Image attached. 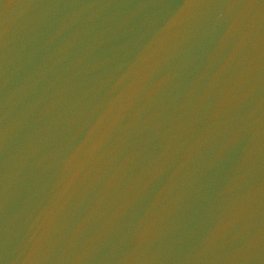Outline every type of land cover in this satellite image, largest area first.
<instances>
[{
	"label": "water",
	"instance_id": "water-1",
	"mask_svg": "<svg viewBox=\"0 0 264 264\" xmlns=\"http://www.w3.org/2000/svg\"><path fill=\"white\" fill-rule=\"evenodd\" d=\"M0 264H264V0H0Z\"/></svg>",
	"mask_w": 264,
	"mask_h": 264
}]
</instances>
